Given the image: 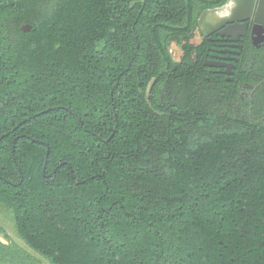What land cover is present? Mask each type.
<instances>
[{
	"label": "trees",
	"instance_id": "16d2710c",
	"mask_svg": "<svg viewBox=\"0 0 264 264\" xmlns=\"http://www.w3.org/2000/svg\"><path fill=\"white\" fill-rule=\"evenodd\" d=\"M225 1L0 0V207L49 264H264V127L168 50Z\"/></svg>",
	"mask_w": 264,
	"mask_h": 264
},
{
	"label": "flooded vegetation",
	"instance_id": "af4514ba",
	"mask_svg": "<svg viewBox=\"0 0 264 264\" xmlns=\"http://www.w3.org/2000/svg\"><path fill=\"white\" fill-rule=\"evenodd\" d=\"M194 29L190 48L177 46L178 61L202 60L200 76L209 70L225 78L237 108L264 127V0H226L204 8Z\"/></svg>",
	"mask_w": 264,
	"mask_h": 264
},
{
	"label": "rangeland",
	"instance_id": "374dc122",
	"mask_svg": "<svg viewBox=\"0 0 264 264\" xmlns=\"http://www.w3.org/2000/svg\"><path fill=\"white\" fill-rule=\"evenodd\" d=\"M179 44L183 45L184 41L183 40L180 42L170 41L168 43V50L174 61H178L179 59L180 51L177 48ZM212 109L217 114L227 115L231 118H237L239 111V108H237L236 103H234L233 101L221 102V103L215 101L212 105ZM0 230H1L0 241L2 243L12 246L14 249L22 252L24 256H31L36 261V264H49L47 260H45L38 253L29 249L23 243V241L17 237L10 214L7 211L3 212L1 209H0ZM0 264H14V263L0 256Z\"/></svg>",
	"mask_w": 264,
	"mask_h": 264
},
{
	"label": "water",
	"instance_id": "95a60500",
	"mask_svg": "<svg viewBox=\"0 0 264 264\" xmlns=\"http://www.w3.org/2000/svg\"><path fill=\"white\" fill-rule=\"evenodd\" d=\"M213 10H216V8H214ZM206 12V11H205ZM20 29L22 30V31H28V30H30L31 29V25L30 24H22L21 26H20ZM73 115H75L74 113H73ZM19 125V124H18ZM2 137V136H1Z\"/></svg>",
	"mask_w": 264,
	"mask_h": 264
}]
</instances>
